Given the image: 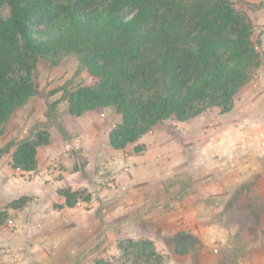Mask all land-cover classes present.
Here are the masks:
<instances>
[{
	"label": "rangeland",
	"instance_id": "1",
	"mask_svg": "<svg viewBox=\"0 0 264 264\" xmlns=\"http://www.w3.org/2000/svg\"><path fill=\"white\" fill-rule=\"evenodd\" d=\"M231 1L262 53L264 4H254L264 0ZM8 15L0 5V16ZM31 77L38 92L8 117L0 147L43 129L42 122L49 142L36 148L34 170L12 166L15 146L0 157V251L21 249L19 264H122L120 242L149 239L163 264H264V240L252 246L241 239L264 236V195L251 192L260 181L257 174L238 178L243 171L231 164L248 156L264 164V58L229 111L167 118L123 148L108 142L120 121L112 106L70 115L61 100L55 119L46 120L47 104L61 95L50 90L95 80L75 55L48 53ZM61 190L74 193L71 206ZM176 235L189 241L179 253ZM256 247L261 260L252 255Z\"/></svg>",
	"mask_w": 264,
	"mask_h": 264
},
{
	"label": "trees",
	"instance_id": "2",
	"mask_svg": "<svg viewBox=\"0 0 264 264\" xmlns=\"http://www.w3.org/2000/svg\"><path fill=\"white\" fill-rule=\"evenodd\" d=\"M0 5L9 7V15L0 16V135L12 112L37 94L31 74L48 53L75 55L95 80L74 86L66 81L50 90L61 95L47 104L46 120L55 119L61 100L70 115L112 106L120 116L108 133L114 148L170 117L183 121L213 107L229 111L264 58L231 0H0ZM41 124L30 136L7 141L0 157L15 146L12 166L34 170L36 148L50 136L47 122ZM60 194L66 205L73 204L72 191ZM184 238H173L178 253L189 242ZM119 249L122 264L164 262L149 239H129Z\"/></svg>",
	"mask_w": 264,
	"mask_h": 264
},
{
	"label": "crops",
	"instance_id": "3",
	"mask_svg": "<svg viewBox=\"0 0 264 264\" xmlns=\"http://www.w3.org/2000/svg\"><path fill=\"white\" fill-rule=\"evenodd\" d=\"M248 1H251V2H254V1H258V0H248ZM260 11L264 12V7H262L260 9ZM34 96H30L26 102L24 103V105L32 100ZM97 110V107L92 109V110H88V112H95ZM87 112V111H86ZM260 135V134H259ZM257 136V135H256ZM260 139L259 136L257 137H253L251 136V140L253 141V139ZM251 141V142H252ZM262 142V141H260ZM242 145H245V142H243ZM247 148V147H245ZM248 149V148H247ZM36 158H37V152H36ZM263 161H264V158H263ZM231 164H236V167L233 168L234 170L236 171H243L241 172V174L238 175V178H246V180H253L254 177H253V174H257L258 177L255 178V179H258L260 182L259 184H257L254 188L251 187V192L253 194H256V195H264V164L263 162L261 161L260 158H256V160L253 159V156H248L247 158H242L241 160H234L233 162H231ZM222 174V173H221ZM264 208V207H261V209ZM262 223V226L264 228V220L261 222ZM254 226V225H253ZM252 226L250 225V228ZM254 228L256 229V232H260L258 226H254ZM263 239L257 235V233H255V236L253 237V235L247 237V236H244L242 235L241 236V239L244 243H249L251 244L252 246L253 245H259L261 241L264 240V236H262ZM258 247H256L255 249L252 250V255L254 256V258H256L257 260H261L263 259L261 257V254L258 256L259 254V251L257 250Z\"/></svg>",
	"mask_w": 264,
	"mask_h": 264
},
{
	"label": "built area",
	"instance_id": "4",
	"mask_svg": "<svg viewBox=\"0 0 264 264\" xmlns=\"http://www.w3.org/2000/svg\"><path fill=\"white\" fill-rule=\"evenodd\" d=\"M21 249H5L0 251V264H19V258L22 255Z\"/></svg>",
	"mask_w": 264,
	"mask_h": 264
}]
</instances>
